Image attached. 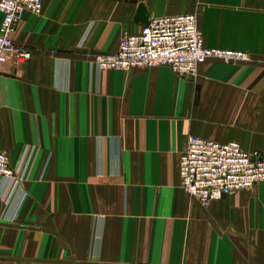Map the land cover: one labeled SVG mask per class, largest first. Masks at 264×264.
I'll use <instances>...</instances> for the list:
<instances>
[{"label":"crops","instance_id":"obj_1","mask_svg":"<svg viewBox=\"0 0 264 264\" xmlns=\"http://www.w3.org/2000/svg\"><path fill=\"white\" fill-rule=\"evenodd\" d=\"M184 13L252 59L93 65ZM10 38L30 57L0 65V264H264V183L204 205L178 174L188 135L264 152V0H42Z\"/></svg>","mask_w":264,"mask_h":264},{"label":"built area","instance_id":"obj_2","mask_svg":"<svg viewBox=\"0 0 264 264\" xmlns=\"http://www.w3.org/2000/svg\"><path fill=\"white\" fill-rule=\"evenodd\" d=\"M42 0H0V65L25 60L30 51L13 44L10 34L25 12L39 14ZM206 59L223 63L249 61L241 50L208 47L197 27L195 13L150 18L141 30L125 34L114 53H95L99 69L166 66L173 73L195 76ZM179 186L190 198L206 205L231 192L264 183V152L247 151L236 141L220 142L188 135L178 163ZM14 175L9 156L0 150V178Z\"/></svg>","mask_w":264,"mask_h":264},{"label":"rangeland","instance_id":"obj_3","mask_svg":"<svg viewBox=\"0 0 264 264\" xmlns=\"http://www.w3.org/2000/svg\"><path fill=\"white\" fill-rule=\"evenodd\" d=\"M247 53H249V52H247ZM249 55H250V53H249ZM250 57H251V56H250ZM251 59H252V58H251ZM251 59H250V60H251ZM206 60H207V59H206ZM250 60H249V61H250ZM234 62H235V61H234ZM246 62H248V61H246ZM231 63H232V62H231Z\"/></svg>","mask_w":264,"mask_h":264},{"label":"water","instance_id":"obj_4","mask_svg":"<svg viewBox=\"0 0 264 264\" xmlns=\"http://www.w3.org/2000/svg\"><path fill=\"white\" fill-rule=\"evenodd\" d=\"M142 7V6H141Z\"/></svg>","mask_w":264,"mask_h":264}]
</instances>
